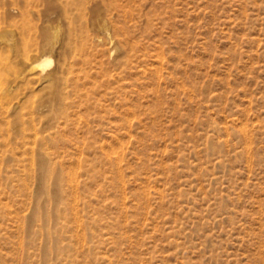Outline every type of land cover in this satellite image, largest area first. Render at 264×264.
Returning a JSON list of instances; mask_svg holds the SVG:
<instances>
[{"label": "rangeland", "instance_id": "374dc122", "mask_svg": "<svg viewBox=\"0 0 264 264\" xmlns=\"http://www.w3.org/2000/svg\"><path fill=\"white\" fill-rule=\"evenodd\" d=\"M0 264H264V0H0Z\"/></svg>", "mask_w": 264, "mask_h": 264}, {"label": "bare ground", "instance_id": "6f19581e", "mask_svg": "<svg viewBox=\"0 0 264 264\" xmlns=\"http://www.w3.org/2000/svg\"><path fill=\"white\" fill-rule=\"evenodd\" d=\"M116 1V0H115ZM113 2V1H112ZM111 2V3H112ZM48 59H40V60H33L32 61V64H31V66L33 65V67L32 68H39V69H41V70H44L45 69V67L46 66H48ZM39 80V79H38ZM43 171H44V169H43Z\"/></svg>", "mask_w": 264, "mask_h": 264}]
</instances>
